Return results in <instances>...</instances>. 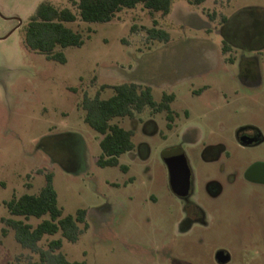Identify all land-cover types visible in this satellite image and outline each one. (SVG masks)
<instances>
[{
    "label": "rangeland",
    "instance_id": "obj_1",
    "mask_svg": "<svg viewBox=\"0 0 264 264\" xmlns=\"http://www.w3.org/2000/svg\"><path fill=\"white\" fill-rule=\"evenodd\" d=\"M42 2L71 8L68 0H0V220L32 227L48 220L12 216L4 203L38 194L51 174L62 216L84 210L87 229L78 224L75 242L56 233L37 246L61 239L68 262L214 264L201 238L227 246L229 264H264V186L244 177L251 163L264 164V0H171L166 16L137 6L107 23L66 24L83 44L60 50L64 63L24 46ZM153 22L167 41L147 39ZM124 83L149 87L156 105L172 96L173 121L148 107L133 121L114 119L133 131V151L118 158L122 171L96 164L101 137L78 105L97 94L106 100ZM243 128L260 135L254 148L238 145ZM218 144L230 157L206 162L202 151ZM178 152L191 176L187 201L205 212L210 235H176L186 206L169 185ZM28 260L38 255L0 222V264Z\"/></svg>",
    "mask_w": 264,
    "mask_h": 264
},
{
    "label": "trees",
    "instance_id": "obj_2",
    "mask_svg": "<svg viewBox=\"0 0 264 264\" xmlns=\"http://www.w3.org/2000/svg\"><path fill=\"white\" fill-rule=\"evenodd\" d=\"M70 7H56L49 2L40 3L34 14L28 18L24 29V46L33 52L43 55L47 60L64 63L60 50L67 47H80L83 39L80 33L66 26L76 21L85 23H107L125 10L141 6L149 13H160L166 16L170 10L171 0H68ZM198 3L202 0H197ZM132 31L134 28L131 29ZM148 40L167 41L168 34L152 27L145 30ZM101 86L100 89H105ZM113 96L106 100L84 97L78 108L84 112L83 121L101 138L99 147L101 155L96 164L99 167L119 166L118 158L134 149L131 141L133 132L125 130L114 119L132 118L135 113H141L148 107L156 111H165L166 119L170 123L173 115L168 104L172 96H164L163 101L156 105L151 97L149 87H142L134 83H124L110 87ZM125 171L124 166H119ZM12 216L36 217L48 215L37 226L32 227L21 221L1 219L0 222L13 230V235L20 246L33 254L38 255V261L28 260L24 264H85L84 262H68L59 252L61 239L50 241L46 248H40L37 243L44 235L60 233L61 237L69 242H75L80 234L78 224H85L86 212L78 210L74 216H62L57 205V195L52 185V175H45V185L38 194H24L16 199L4 203ZM6 228L1 230L4 236ZM13 264H20L15 262Z\"/></svg>",
    "mask_w": 264,
    "mask_h": 264
},
{
    "label": "flooded vegetation",
    "instance_id": "obj_3",
    "mask_svg": "<svg viewBox=\"0 0 264 264\" xmlns=\"http://www.w3.org/2000/svg\"><path fill=\"white\" fill-rule=\"evenodd\" d=\"M246 62H248V59H245ZM244 61V62H245ZM246 72V69H245ZM139 114V113H138ZM128 119H133L128 118ZM133 121V120H132ZM142 122V121H141ZM148 124L151 125V133L155 132L154 123L150 120L147 121ZM135 124V122H134ZM135 128V127H134ZM132 131V130H130ZM133 132V131H132ZM236 141L238 142V145L241 148H254V146L261 141V137L258 134L257 131L253 129L243 128L240 129L236 134ZM141 147L145 148L144 145H141ZM144 150V149H143ZM133 151V150H132ZM130 151V152H132ZM128 152V153H130ZM144 153V151H143ZM225 155L226 158L230 157V154L227 150H225V147L223 145H212L207 146L202 151V158L206 162H215L217 161L221 155ZM254 168L253 172L247 176V171L250 168ZM190 181H189V190L185 196H179L176 193L173 192L171 188V184L169 182L170 188L172 192L179 198H181L184 202H186V206L184 207L182 218L180 220V224L177 226L176 235L180 238H184L188 235H210L212 233V230L209 229V225H206L205 223V212L196 204H193L191 202H188V196L191 193V176L189 173ZM245 179L252 183H256L259 185L264 186V164L254 162L251 163L244 173ZM170 178V174H169ZM211 188L219 189L217 184L210 183L209 185ZM218 194V192L215 193V196ZM196 243L198 245L205 244L207 248H210L212 250L210 260H213L214 264H229L231 262V254L227 249V246L224 244H220V242H210V241H204L201 238H199ZM249 243L255 245V241H249Z\"/></svg>",
    "mask_w": 264,
    "mask_h": 264
},
{
    "label": "water",
    "instance_id": "obj_4",
    "mask_svg": "<svg viewBox=\"0 0 264 264\" xmlns=\"http://www.w3.org/2000/svg\"><path fill=\"white\" fill-rule=\"evenodd\" d=\"M255 167H251L247 171L249 176ZM170 184L174 193L179 196H185L189 190V169L186 165V160L181 152L176 155H172L170 163Z\"/></svg>",
    "mask_w": 264,
    "mask_h": 264
}]
</instances>
